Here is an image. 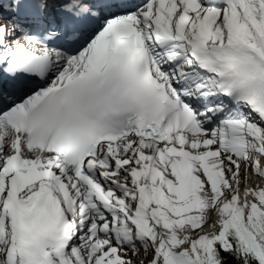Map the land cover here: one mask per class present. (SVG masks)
<instances>
[{"label":"snow or ice","instance_id":"obj_1","mask_svg":"<svg viewBox=\"0 0 264 264\" xmlns=\"http://www.w3.org/2000/svg\"><path fill=\"white\" fill-rule=\"evenodd\" d=\"M0 264H264V0H0Z\"/></svg>","mask_w":264,"mask_h":264}]
</instances>
